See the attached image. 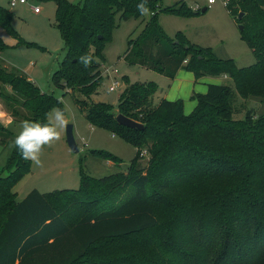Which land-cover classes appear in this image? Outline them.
I'll return each instance as SVG.
<instances>
[{
	"label": "trees",
	"instance_id": "trees-1",
	"mask_svg": "<svg viewBox=\"0 0 264 264\" xmlns=\"http://www.w3.org/2000/svg\"><path fill=\"white\" fill-rule=\"evenodd\" d=\"M55 4L56 28L66 48L52 81L82 95L76 105L92 128L106 130L135 150L126 172L93 178L81 171L75 190L30 192L16 200L15 186L31 170L15 146L0 173V264H264V115L248 111L234 119L233 102L264 103V0H228L226 6L255 64L238 68L217 59L210 48L177 44L157 23V10L192 16L184 1L163 8L161 0H83ZM143 4L151 19L123 60L173 79L179 70L203 77L227 76V85H209L196 95L189 115L181 101L154 106V83H130L115 106L88 104L101 81L102 51L120 21L140 19ZM243 13L241 20L238 15ZM11 13L0 8V27L27 47L10 27ZM6 46L0 41V52ZM81 56H91L88 67ZM0 99L16 121L48 124L59 101L0 62ZM10 88V92L5 90ZM78 95V96H79ZM27 115L20 116L17 107ZM122 115L143 126L119 125ZM21 117V118H19ZM11 137L0 125V143ZM143 151L146 165L141 167ZM92 156L122 160L94 151Z\"/></svg>",
	"mask_w": 264,
	"mask_h": 264
},
{
	"label": "rangeland",
	"instance_id": "rangeland-1",
	"mask_svg": "<svg viewBox=\"0 0 264 264\" xmlns=\"http://www.w3.org/2000/svg\"><path fill=\"white\" fill-rule=\"evenodd\" d=\"M26 1V4L10 7L9 0H0V8L11 13L10 27L13 32L22 41L36 46L19 44L12 34L0 27V40L6 46L0 53V62L6 69L31 80L40 91L53 95L59 101L60 105L54 106L48 115V124L55 126L52 110L56 108L64 110L68 123L64 128L57 127L59 139L53 140L42 149L41 165L37 166L31 162L30 172L15 186L18 202L33 190L47 194L78 189L82 170L93 178L124 173L136 154V150L124 140L106 130L89 126L85 120V111L82 112L75 102L76 99H84L82 95H73L68 89L55 87L52 77L60 68L66 54L65 43L56 28L55 4L50 0ZM66 1L81 4L83 0ZM181 1L187 4L192 13L197 12L192 10L196 4L200 9L207 8V11L200 15L183 16L157 10V23L166 37L177 42V35L180 33L191 44L210 48L217 59L232 61L238 68H248L255 64L254 56L242 40L239 26L235 18L227 12L224 0H215V4L211 6H208L207 0H161V5L163 8H172ZM34 8H38L39 13H35ZM150 19L151 14L138 20L132 18L120 21L118 17L114 18L116 27L112 30L110 42L105 44L102 51L101 81L96 91L87 99L88 104L104 103L115 106L125 88L123 76H126L130 83L156 84L164 80L163 75L157 71L129 65L123 60L128 51V42L135 41L141 35ZM114 70L117 71L116 75ZM221 81V85L233 88L230 79L222 78ZM115 82H118V85L110 92L109 88ZM2 88L0 87V91ZM5 90L11 93L10 88L5 87ZM15 108L21 117L27 115L18 106ZM233 109L235 120H243L248 111H253L257 117L264 115V103L259 98L251 97L245 100L236 96ZM9 115L5 103L0 99V124L4 122L6 126L1 125L11 134L4 144L0 143V173L14 148L13 141L22 131V124L25 122L21 119L13 122ZM68 125L73 127L78 153H73L68 146ZM94 151L110 154L122 160V164L117 167L113 162L94 157ZM142 155L141 167H144L147 161L146 152L143 151Z\"/></svg>",
	"mask_w": 264,
	"mask_h": 264
},
{
	"label": "clouds",
	"instance_id": "clouds-1",
	"mask_svg": "<svg viewBox=\"0 0 264 264\" xmlns=\"http://www.w3.org/2000/svg\"><path fill=\"white\" fill-rule=\"evenodd\" d=\"M137 10L141 15L150 14V9H145L143 4L137 5ZM93 61L91 56H81L80 63L88 67ZM55 126L50 124H40L32 121H25L22 124V131L13 141L16 150L21 157L37 166L41 165L40 154L45 145L50 144L53 140L59 139L57 127L64 128L68 121L64 110L60 108L53 109Z\"/></svg>",
	"mask_w": 264,
	"mask_h": 264
},
{
	"label": "crops",
	"instance_id": "crops-1",
	"mask_svg": "<svg viewBox=\"0 0 264 264\" xmlns=\"http://www.w3.org/2000/svg\"><path fill=\"white\" fill-rule=\"evenodd\" d=\"M163 77L164 80L156 82L158 89L152 99L153 105L158 106L162 100H166L169 102L181 101L183 104V113L185 115L191 114L195 109L197 105V101L195 99L196 95L206 94L209 85H221L222 78L224 80L229 79L227 76H222V78L203 77L196 79L193 73L186 70H179L173 79H169L165 76ZM9 117L13 122H15V120L10 115ZM1 124L6 126L4 122H1Z\"/></svg>",
	"mask_w": 264,
	"mask_h": 264
},
{
	"label": "water",
	"instance_id": "water-1",
	"mask_svg": "<svg viewBox=\"0 0 264 264\" xmlns=\"http://www.w3.org/2000/svg\"><path fill=\"white\" fill-rule=\"evenodd\" d=\"M244 1V0H243ZM206 11V8L202 9L201 10V13H204ZM243 17V13H240L238 15V20H241V18ZM244 30V27L242 25H239V31L240 32H243ZM176 44L178 42H175ZM116 122L123 126V127H126V128H129V129H133V130H142L143 129V126L129 118H126L122 115H118L116 117ZM66 139H67V143H68V146L69 148L71 149V151L73 153H78V148L76 146V143H75V139H74V136H73V127L71 125H68L66 127Z\"/></svg>",
	"mask_w": 264,
	"mask_h": 264
},
{
	"label": "built area",
	"instance_id": "built-area-1",
	"mask_svg": "<svg viewBox=\"0 0 264 264\" xmlns=\"http://www.w3.org/2000/svg\"><path fill=\"white\" fill-rule=\"evenodd\" d=\"M215 2H216L215 0H207V4H208V6L214 5ZM26 3H27L26 0H9V5H10V7H15V6H17L18 4L22 5V4H26ZM224 5H225V6L228 5V0H225V1H224ZM193 9L196 10V11H200V10H201V9H200V6H199L198 4H196V6L192 8V10H193ZM34 12H35V13H39V9H38V8H34ZM114 73H115V75H116V74H117V71L114 70ZM116 85H118V82H115L114 85L111 86V87L109 88V91H110V92H113V91L115 90V86H116Z\"/></svg>",
	"mask_w": 264,
	"mask_h": 264
}]
</instances>
